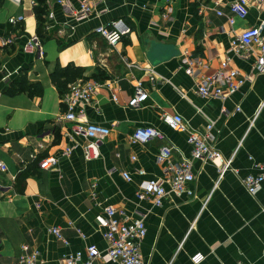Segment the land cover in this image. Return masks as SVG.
Returning <instances> with one entry per match:
<instances>
[{
  "label": "crops",
  "instance_id": "obj_1",
  "mask_svg": "<svg viewBox=\"0 0 264 264\" xmlns=\"http://www.w3.org/2000/svg\"><path fill=\"white\" fill-rule=\"evenodd\" d=\"M231 1L106 0L89 18L76 20L67 7H78L81 0H65L64 5L47 0L42 30L37 0H0V264H16L24 244L37 249L45 264H56L69 251L92 243L106 249L102 220L108 206L144 217L143 264H264V186L253 194L243 182L264 161V109L259 110L264 71L256 67L254 53L243 57L231 49L250 26L263 24L264 33V8L251 2L249 14L234 16L230 23ZM12 16L24 18L12 23ZM119 17L132 30L116 45L94 32ZM35 35L43 55L24 50ZM10 36L13 41L4 43ZM188 54L202 62L193 73L183 60ZM226 59L247 76L244 84L226 98L201 96L198 80ZM128 62L153 67L156 83ZM69 64L84 68L76 80L99 83L82 117L110 127L96 159L85 158L86 140L73 132V122L60 119L67 107L52 75ZM23 73L42 83L41 96L4 91ZM138 79L144 80L149 96L142 105L129 106ZM163 112L181 114L199 132L213 122L212 142L222 158L194 159L193 194L170 191L156 204L137 193L148 179L163 176L159 148L172 145L175 161L191 158L192 152L187 132L172 129ZM147 125L161 135L145 144L133 142L131 132ZM67 147L71 151L63 153ZM52 154L57 163L41 168L40 160ZM140 168L146 172L139 174ZM53 226L60 227L68 245L51 231Z\"/></svg>",
  "mask_w": 264,
  "mask_h": 264
},
{
  "label": "built area",
  "instance_id": "obj_2",
  "mask_svg": "<svg viewBox=\"0 0 264 264\" xmlns=\"http://www.w3.org/2000/svg\"><path fill=\"white\" fill-rule=\"evenodd\" d=\"M65 4V0H57ZM106 0H81L78 7H67L72 18L84 20L89 18L100 5ZM255 2L264 8V0H233L228 3L231 14L229 22L232 23L234 16L245 18L249 14V4ZM217 4L219 2H216ZM67 5V4H66ZM66 7V6H65ZM170 11V10H169ZM168 13V12H167ZM165 13V15L167 14ZM224 12L218 9V14ZM23 16H12L10 21L16 23L22 20ZM48 23V22H47ZM132 30L130 24L122 17L115 18L107 24H100L94 27V32L103 36L109 44L116 45L122 38L128 35ZM9 44L13 41L10 36L3 40ZM243 57L251 54L257 56L256 67L264 71V33L263 24L250 26L246 28L233 43L231 48ZM26 52H37L44 54V50L39 36H32L25 44ZM187 53V52H186ZM188 64L187 71L193 73L195 67L202 64L200 58L192 57L190 54L183 58ZM130 67H139L144 69L145 74L152 84L157 81V74L153 67H143L134 62H128ZM247 76L238 68L229 64V59L222 62L221 67L214 73L203 75L197 82L196 90L203 97L226 98V96L240 89L246 81ZM99 83L93 80L78 79L69 84V90L62 95V101L67 109L62 111L60 119L73 122L72 130L74 133L82 135L85 138L84 156L88 160L96 159L101 156V143L110 134V127L96 121L83 119L85 105L94 101ZM149 92L144 86V80L136 81L134 94L128 101L129 106L142 105L148 98ZM113 100L118 101L116 93H113ZM264 109V101L259 110ZM164 121L174 130L187 132V140L192 145L191 158H184L175 161L173 159V146L162 145L157 152V161L162 165L163 176L159 178L148 179L141 191L137 193L139 198L151 197L156 204H161L164 196L168 192L176 194H193L191 182L195 179L193 171V160L203 159L205 161H216L222 158V153L212 142L213 122L209 123L206 131L199 132L191 129L183 116L179 113L163 112ZM161 135L160 131L154 126H137L130 134L133 142L145 144L156 136ZM70 147L65 148L63 153H69ZM37 156V154H32ZM136 156H133L135 158ZM58 161L55 155H48L40 160L41 168H50ZM231 160L222 164L224 170L230 167ZM258 172H250L243 177V182L249 192L255 194L264 186V161L257 164ZM5 169V166L2 165ZM112 168L111 171H117ZM145 169L140 168L139 174H144ZM124 178L131 180L132 176L127 170L121 171ZM107 216L102 220L103 235L107 241V247L101 250L96 244H89L85 249L69 251L56 264H101V262H118L120 264H143L141 256V242L147 234V225L143 216L129 214L124 208L108 206L106 208ZM80 236H85L81 228H76ZM51 231L62 240L66 245L70 243L60 227L53 226ZM24 252L19 256L16 264H45L39 257L37 249L30 250L27 244L23 245ZM237 264H252L248 261H239Z\"/></svg>",
  "mask_w": 264,
  "mask_h": 264
},
{
  "label": "trees",
  "instance_id": "obj_3",
  "mask_svg": "<svg viewBox=\"0 0 264 264\" xmlns=\"http://www.w3.org/2000/svg\"><path fill=\"white\" fill-rule=\"evenodd\" d=\"M47 0H37L35 6V13L39 28L45 26L47 14ZM84 68L76 64H69L67 66H58L52 75V81L58 87L60 94L64 95L69 90V84L74 82L78 76L82 75ZM101 70L99 69V73ZM101 74V73H100ZM100 74H98L100 76ZM8 94L14 95L21 92H27L31 96H41L43 94V85L39 81H32L28 79L27 75L23 73L19 78L12 80L4 89Z\"/></svg>",
  "mask_w": 264,
  "mask_h": 264
}]
</instances>
